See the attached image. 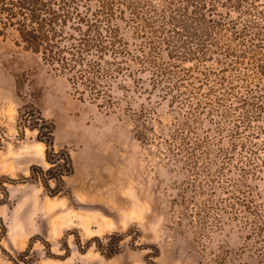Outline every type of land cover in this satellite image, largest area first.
Returning a JSON list of instances; mask_svg holds the SVG:
<instances>
[{"label": "rangeland", "instance_id": "1", "mask_svg": "<svg viewBox=\"0 0 264 264\" xmlns=\"http://www.w3.org/2000/svg\"><path fill=\"white\" fill-rule=\"evenodd\" d=\"M1 32L0 25V264H258L243 214L236 219L228 204L248 198L264 215V167L257 163L264 152L255 156L256 171L247 167L245 134L227 133L221 109L205 106L194 121L188 106L171 108L159 90L134 94L124 78L108 106L75 92L66 77L17 46L11 31ZM34 111L53 126L49 154L43 128L29 123ZM139 111L141 120L132 117ZM175 118H189L197 132L191 142L208 137L195 149L196 165L165 143ZM218 122L225 132L217 133ZM136 126L144 127L141 138ZM262 128L264 117L251 132ZM65 215L69 227L60 221ZM106 220L114 224L110 231Z\"/></svg>", "mask_w": 264, "mask_h": 264}, {"label": "trees", "instance_id": "2", "mask_svg": "<svg viewBox=\"0 0 264 264\" xmlns=\"http://www.w3.org/2000/svg\"><path fill=\"white\" fill-rule=\"evenodd\" d=\"M256 3L0 0V25L1 34L11 31L17 46L38 56L52 72L66 77L75 92L91 100L113 106L114 86L124 78L132 83L134 94L159 90L171 108L188 106L197 113L194 121L205 106H216L222 110V122L231 124L227 133L234 139L245 134L242 146L252 155L246 166L256 171L255 156L264 152V128L251 132L264 117V3ZM143 115L139 111L132 117L141 120ZM221 123L216 124L217 133L226 131ZM136 128L141 138L144 127ZM261 134L263 141L258 143L254 139ZM190 135L196 137L197 132L189 118L184 124L175 118L165 143L196 165L195 149L207 144L208 137L200 144L191 142ZM257 163L264 167V158ZM241 202L238 207L228 204V209L236 219L243 214L239 221L244 220L261 255L258 264H264V215L252 200Z\"/></svg>", "mask_w": 264, "mask_h": 264}, {"label": "bare ground", "instance_id": "3", "mask_svg": "<svg viewBox=\"0 0 264 264\" xmlns=\"http://www.w3.org/2000/svg\"><path fill=\"white\" fill-rule=\"evenodd\" d=\"M38 150H39V153H38V157L40 158V159H43L44 158V146L43 145H39V147H38ZM53 199H50V198H47V201H46V203H47V209H48V211H55L57 208H58V206L57 205H55L54 203H53ZM60 208H63V207H61L60 206ZM60 221H63V226L64 227H69L70 225H71V218L68 216V215H65L64 217H63V220L61 219ZM56 223V222H55ZM105 230L107 231H110V230H112L113 229V227H114V224L111 222V221H105ZM85 228V232L87 233V234H92V231L89 229V228H86V227H84ZM56 229V228H55Z\"/></svg>", "mask_w": 264, "mask_h": 264}, {"label": "water", "instance_id": "4", "mask_svg": "<svg viewBox=\"0 0 264 264\" xmlns=\"http://www.w3.org/2000/svg\"><path fill=\"white\" fill-rule=\"evenodd\" d=\"M36 121H39L38 120V113L36 111H34V118L33 119H30L29 120V123L32 124L33 126H35V122ZM36 126H39V127L43 126V127H45V128H43L44 131H50L53 128V126L51 124H48L46 122H40V121L38 122V124H36ZM39 137H40V140H42V142L45 144V146L47 148L46 154L47 153L49 154L52 151V147H53L52 146V138L51 137L43 138L41 136H39ZM46 139L48 140L47 141V144L44 142V141H46ZM65 156L67 157L66 154H65ZM50 162L51 163H54L55 160H50ZM68 165H69V163H68Z\"/></svg>", "mask_w": 264, "mask_h": 264}, {"label": "flooded vegetation", "instance_id": "5", "mask_svg": "<svg viewBox=\"0 0 264 264\" xmlns=\"http://www.w3.org/2000/svg\"><path fill=\"white\" fill-rule=\"evenodd\" d=\"M36 122L38 123V121H36ZM41 127L44 128L43 126H41ZM40 129H41V128H40ZM49 133H50L49 131H43L42 134H40V136L43 137V138H47V137H50V136H49ZM42 135H43V136H42ZM46 141H48V140L46 139ZM60 157H61V158H62V157L64 158V155L61 154V156H59L58 158H60ZM64 159H65V158H64ZM58 160H60V159H58ZM68 169H69V168H68ZM57 170H58V171H61V172L66 171V170H67V169H66V165H64V166H58V169H57ZM57 170H56V171H57Z\"/></svg>", "mask_w": 264, "mask_h": 264}]
</instances>
